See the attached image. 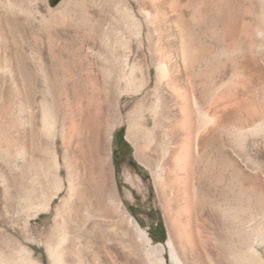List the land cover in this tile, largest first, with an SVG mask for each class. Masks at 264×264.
Returning <instances> with one entry per match:
<instances>
[{"label": "rangeland", "instance_id": "rangeland-1", "mask_svg": "<svg viewBox=\"0 0 264 264\" xmlns=\"http://www.w3.org/2000/svg\"><path fill=\"white\" fill-rule=\"evenodd\" d=\"M6 1L0 251L37 264H178L172 250L183 264H264V0ZM126 59L137 79L103 101ZM193 83L211 110L189 160L175 118L154 107L180 124L174 98Z\"/></svg>", "mask_w": 264, "mask_h": 264}, {"label": "bare ground", "instance_id": "bare-ground-1", "mask_svg": "<svg viewBox=\"0 0 264 264\" xmlns=\"http://www.w3.org/2000/svg\"><path fill=\"white\" fill-rule=\"evenodd\" d=\"M0 3H1V6H4V5H6L7 1L5 2V0H0ZM2 8H4V7H2ZM0 12H1V10H0ZM1 15H3V13ZM2 18L3 17H1L0 19H2ZM124 66L126 67V69L128 68L129 71L126 72V70H124V72L122 74L113 75L114 74V71L109 70V72L107 74V77L110 80L106 84V88L107 89H104L103 90V93L100 92V97H101V99L103 101H105L106 99H111L114 95H116V92L114 91V89L112 90L113 87H115V86L116 87L117 86H121L122 83H125L129 87L137 79V77H136V66L133 64L130 67L129 66V63H128V59L125 60ZM106 70H107V68H106ZM161 74L163 75V78H166L167 77L168 71H167V68L166 67L163 66L161 68ZM193 81H195V80H193ZM166 87L167 86H165V87L163 86L162 82H158L157 83V90L158 91H161L163 88H166ZM197 89L198 88H196L195 83H193L192 90H191L192 94H190V92H184V93L182 92V93H180V96L178 95L177 97L175 96V98H174L176 100V102H180V104H181V113H180L181 114V122H180V124L178 122L179 116L178 115H175L174 112L172 110H169L168 108L162 110V107H161V104H160L161 102L160 101H158L157 104L154 107L155 108V110H154L155 111V114H161V116L163 115V116H165L166 118H169V119L175 118L168 125L171 126L172 129H174V131L176 129V132H178V134H180V136H183V142H184V146H183L184 147L183 148L184 149V157L186 159H189V160L190 159L193 160L194 157H195V154H194V142H195L196 138L198 139L199 134L201 133V131L203 129H205L206 126L208 125V122H209V114L208 113L211 110V108L210 109L209 108H206V104L205 103H202L199 100V98L197 96ZM157 93H159V92H157ZM103 94H106V95L104 96ZM99 110H101V109H99ZM46 113H47V111H46ZM45 122H46L45 125H46L47 128H50L51 126L53 127V125H54L53 124V121L50 120V118H49V113H47V118H46V121ZM162 123H163L162 121H157L156 122V126L158 127V130L159 129H162L165 126ZM129 125H130V131L129 132H130V134H132L133 131H134V129L138 126L137 125V121H135V119H133V117H130ZM94 130H96V132L98 133V131H97L98 129H94ZM180 130H186V132L184 133V132H181ZM187 163L191 164L190 161H188V162H186V165L185 166L188 165ZM187 167L185 169H187ZM71 169H72V167L71 166H68V172H69V177H70L69 178L70 192H73L74 191V185H73V181H72ZM179 169L180 170H185V169H183L180 166H179ZM188 169L186 170L188 173L187 172L186 173H187V176L190 177L192 175L191 172H192L193 169L190 170V167ZM46 204H47V200L43 204V206H46ZM36 208H37V206L31 207L32 210H34ZM225 216H227V214H225ZM235 221H236L235 222L236 227L241 230V233L240 234H243L244 233V229H245L246 224H247L246 218L242 214H239V215H237V217H235ZM259 236L260 235H259V232H258V234L254 237V243H256V245H257V243L258 244L261 243V242H259V239H260ZM247 237L248 236H246L245 233H244L243 234V240L244 241H247ZM168 245L171 247V249H173L172 248L173 245H172V242L171 241L168 242ZM260 245H262V244H260ZM256 252L257 251L255 250V248L251 245L249 247V253H251V256L252 255H255L256 256ZM18 254H19V259L7 258L5 256V254H3V252L0 251V264H37L34 261V259L31 258L30 255L29 256H25L23 251L22 252H19ZM28 254H29V252H28ZM55 255H56V253L53 254V257H55ZM172 258L178 264H183L178 259V257L175 256L173 250H172ZM241 258L242 257H240V259Z\"/></svg>", "mask_w": 264, "mask_h": 264}, {"label": "water", "instance_id": "water-1", "mask_svg": "<svg viewBox=\"0 0 264 264\" xmlns=\"http://www.w3.org/2000/svg\"><path fill=\"white\" fill-rule=\"evenodd\" d=\"M62 0H50V6L52 8L56 7Z\"/></svg>", "mask_w": 264, "mask_h": 264}, {"label": "trees", "instance_id": "trees-1", "mask_svg": "<svg viewBox=\"0 0 264 264\" xmlns=\"http://www.w3.org/2000/svg\"><path fill=\"white\" fill-rule=\"evenodd\" d=\"M160 228H161V230H162V232H163V235H162V237H161V240H164L165 239V229H164V227H163V225H161L160 226ZM155 240H157V238H154Z\"/></svg>", "mask_w": 264, "mask_h": 264}]
</instances>
